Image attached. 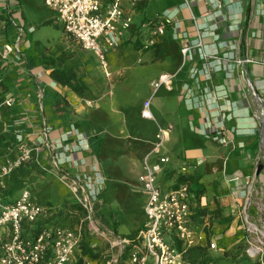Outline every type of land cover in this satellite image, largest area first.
Masks as SVG:
<instances>
[{
    "label": "crops",
    "instance_id": "1",
    "mask_svg": "<svg viewBox=\"0 0 264 264\" xmlns=\"http://www.w3.org/2000/svg\"><path fill=\"white\" fill-rule=\"evenodd\" d=\"M33 1L36 0H0V52L3 54L2 45L16 40L17 28L24 29L23 35L27 36V29L19 22L24 23L25 10L33 13ZM39 1L44 8L43 1ZM122 5L132 17L124 43L137 35L140 39L141 35L147 36L166 16L170 19L165 36L157 38L154 47L143 49L135 45L137 51L133 53L137 60L131 69L109 73L107 66H93L90 60H94V53L84 50L68 37L56 22V14L49 9L47 18L40 23L49 22L50 27L59 30L60 34L35 41L38 50L43 48L42 54L26 56L22 35L19 60L15 54L0 56V94L4 91L0 98L3 99L0 100V142L6 148L0 147V165L14 160L17 155V141L13 137V140L1 141L7 132L5 124L12 118L15 119L11 128L13 132L21 130L24 143L29 148H37L30 163L6 177L1 194L11 202L21 191L27 190L22 188L15 196L10 193L17 172H25L26 167L46 173L43 168L50 164V171L58 176L54 160L60 162L61 170L70 175L84 173L93 178V170L98 171L103 179V191L112 193L115 187L117 193L119 190L123 192L118 201L121 204L113 207V215L115 208L124 210V201L136 197L143 217L138 222L142 223L138 229L134 230V226L124 234L118 232V218H114L113 230L105 218L108 224L106 234L110 235L106 242L112 256L109 261L113 264L124 262L119 261L118 248L114 247L111 235L130 238L146 223L145 194L139 182V177L145 174V162L150 167L158 166L159 171L154 173L155 185L162 191L176 189L181 184L189 186L186 181L178 183V177L194 175L200 184L207 181L218 183L221 192H229L224 201H216L210 207L204 205L206 188L198 200L195 198L190 220L194 231L201 222L202 208L212 210L218 207L223 214L238 207L235 202L241 200V183L240 180L234 181L240 178L237 171L240 167L237 172L232 171L233 164L229 165L231 169L227 167L225 151L239 157L238 149L245 148L242 141L238 142L240 136L256 134L260 141L259 108L254 97L264 107V0H141L134 7L124 0ZM43 43L49 46H43ZM184 48H189L186 56L182 54ZM145 52L148 53L144 61L138 56ZM46 57L56 60L54 68L69 69L80 78L86 87L84 93L77 95L56 84L49 75L51 65L43 61ZM144 63H160V71L145 84L143 98L131 102L125 113L123 107L120 109L113 102L117 96L116 83L127 81L126 72L132 71L135 64L141 66ZM162 74L173 77L170 90L164 86L157 90L153 88ZM8 98L15 100L9 108L3 104ZM145 101H149L151 119L141 116ZM135 119L145 122L148 127L138 130ZM168 126L172 127L168 138L156 154L153 152L157 141L155 136L159 127ZM70 130L73 133L64 139L62 136ZM215 136L220 141L213 140ZM58 139L63 140L61 148L46 146V142L52 145ZM92 139H99L96 151L91 147ZM160 157H166L168 161L160 164ZM72 161L81 164L75 167ZM74 205L79 207L76 203ZM94 208L96 210L97 203ZM61 211L55 214L46 209L33 227L24 226V234H33L34 228L37 232L44 228L64 227L54 220L61 216ZM7 228L3 229L0 242L9 238ZM87 234L99 238L89 230ZM90 242L97 247L93 238ZM80 254L81 251L76 256L77 261Z\"/></svg>",
    "mask_w": 264,
    "mask_h": 264
},
{
    "label": "built area",
    "instance_id": "2",
    "mask_svg": "<svg viewBox=\"0 0 264 264\" xmlns=\"http://www.w3.org/2000/svg\"><path fill=\"white\" fill-rule=\"evenodd\" d=\"M45 7L56 14V22L64 28L65 33L78 42L84 50L94 53L101 65L106 67L105 55L122 45L125 34L131 29L132 17L125 10L124 0H42ZM130 7H134L141 0H126ZM170 23L169 17L156 23L142 43L143 49H150L157 44V38L165 36L166 26ZM19 34L13 43L3 44L1 58L8 54H15L20 59V41L24 29L17 28ZM33 27L27 28L33 33ZM189 53V48L182 49L183 56ZM172 76L162 74L153 84L155 90L164 86L170 90ZM13 98L4 101L6 107L14 104ZM141 116L151 119L149 101L143 103ZM171 126L160 128L156 134V145L153 152L159 154L160 147L167 140ZM73 130L62 136L64 139L71 135ZM17 141V155L0 165V238L5 227L8 239L0 242V264H75L80 253L83 241L82 225L75 228L53 227L41 229L33 234L25 235L24 226L33 227L45 208L33 201L28 190H23L14 201H6L1 194L6 177L12 175L18 168L32 161L33 152L37 148H29L23 141L20 132L15 134ZM220 141L218 136L212 138ZM63 140H57L46 146L61 148ZM223 143V141H221ZM60 161V159H58ZM68 161L69 160L68 158ZM168 159L160 157L159 162L165 163ZM75 167L81 162L72 161ZM83 162V161H82ZM61 163L54 160V169L64 184L73 194L74 203L83 211L84 220L89 225L92 234L102 235L95 219L93 209L100 193L103 191V179L98 171L94 177L84 173L70 175L63 172ZM145 174L139 177V182L145 194L144 215L147 218L145 225L138 234L127 240L114 237V247L118 248L119 261L124 264H181L182 254L197 245L206 246L214 250L215 243L207 242L206 235L194 231L190 226L191 205L195 196L187 184H181L176 189L160 190L155 185L154 173L159 171L158 166L150 167L145 162ZM110 236V235H109ZM179 247V248H178ZM124 257V258H123ZM107 264H113L108 261Z\"/></svg>",
    "mask_w": 264,
    "mask_h": 264
},
{
    "label": "rangeland",
    "instance_id": "3",
    "mask_svg": "<svg viewBox=\"0 0 264 264\" xmlns=\"http://www.w3.org/2000/svg\"><path fill=\"white\" fill-rule=\"evenodd\" d=\"M24 9L26 8L24 7ZM47 11L48 9H46L45 6L42 8L39 0L33 1V13L30 11L26 12L25 10L26 15L23 19L24 23L19 22L20 25L24 24L25 29L29 26H33V28L36 29L34 33L30 34L25 30L27 36H22V45L26 48L24 51L26 56L30 57L31 54L37 56L43 51V48L37 49L35 45L37 39L41 38V40L44 41L46 37L53 38L60 34L59 30L50 27L49 22L45 25L40 23L47 18ZM14 31L15 34H17L16 30ZM145 38L146 36L141 35L140 39V35H137L125 41V43L123 42L119 48L109 50L105 55L107 66V68H105L108 72H114L118 69L123 70L124 68L125 70L128 68L131 69L132 64L137 60V55L133 53L137 51L134 47L137 44L136 47L140 46V48H142V43ZM42 45L49 46V44L46 43ZM146 53L148 52L138 57L142 56L145 61V59H147ZM93 58L94 60H90L92 65L101 67L99 60L96 59L95 56ZM159 65L161 66L160 63L157 65H148L144 63L141 66L135 64L132 71L126 72V74H128L127 81H117V83L113 81V84L116 83L115 90L117 92V96L113 101L114 104L120 107V109L123 107L126 113V108L131 102L140 101L145 92V84L150 82L158 74V71H160ZM10 90H13V88L11 87ZM1 93L0 98L1 95H4V91H1ZM14 120L15 119L12 118L5 124V131L7 132L1 141H6L7 139L16 140L15 134L17 132L14 133L13 129H11ZM256 120L257 125H259L257 116ZM135 122H137L136 125L139 127L138 130L140 128L144 130V128L148 127L145 122H139L137 119H135ZM239 141H242L245 147L244 149H238L239 157H237L236 154L234 155V153H228V151L224 150L226 152V161H228L227 167L231 169L229 165L233 164L232 171H236L240 167V169L237 170L238 173H240V178L234 181L238 182L240 180L241 183V200L235 202L238 207L232 212H224L223 214L218 207H213L212 210H209L210 208L208 207H210L212 203L216 201L220 202L221 200L224 201V197L229 192H221L219 189L220 184L218 183L214 184L210 181L204 182L207 196V201L204 205L208 207L205 210L199 208L202 211L199 214L202 218H200L201 222L196 231L204 233L207 242L213 241L215 243L216 248L210 251V255L223 257L225 260L222 261L221 264H240L238 261L241 259L244 252L249 258L247 264L257 262H259V264H264V152L261 150V146L259 147L260 141L256 134L240 136L238 137V142ZM2 145V142H0V147H3V150H5L6 148ZM256 146L258 147L257 150L255 148ZM10 152L11 150H9V153ZM235 164L236 166H234ZM49 168L50 164L43 168L46 173L43 171L41 173L36 168L28 169V167H26L25 172H17L14 183L11 185L12 190L10 193L15 196L22 188H26L32 193L34 201L47 209L49 213L57 214L62 210L61 216L54 218L56 224L63 225L65 228H75L82 225V235H88V223L83 221L85 214L74 205V198L70 189L61 181V178L53 174ZM256 174L260 175L257 176ZM134 190L138 191L137 188ZM111 191L112 193H109L108 190L103 191L96 202V210L95 208L93 209V219H95L98 227L101 228L100 232H103L105 236L99 235L98 238L95 235H88L89 239L93 238L95 240L97 249L101 250L102 256L95 261L85 259L83 264H107V262L112 259L111 252L108 250V242H106L110 240V236L106 234L107 230L105 226L108 224L105 223V218L109 221L112 230L115 227L114 218H118V223L120 224L118 226V232L121 234L128 233L134 226H136L134 229L136 230L142 224H138L143 217L139 210L140 203L136 197L131 201H124V210L115 208V213L113 215V207L115 204L118 205V203H120L118 201H120L123 192L119 190V193H117L118 189L116 190L115 187H113Z\"/></svg>",
    "mask_w": 264,
    "mask_h": 264
},
{
    "label": "trees",
    "instance_id": "4",
    "mask_svg": "<svg viewBox=\"0 0 264 264\" xmlns=\"http://www.w3.org/2000/svg\"><path fill=\"white\" fill-rule=\"evenodd\" d=\"M43 61L45 64L51 65L52 68L49 75L52 77L53 81L56 84L61 87H67L70 91L75 92L77 95H82L84 93V90L86 89L85 85L82 83L81 79L77 78L69 69L54 68L53 66L56 60L49 57H46V59H43ZM57 61L62 62V60L58 59ZM98 143L99 139L91 140V147L92 149H94V151H96L95 146ZM198 180L199 178L194 175L188 176L187 178H184V176L178 177V183L186 181L188 182V184H190V191L194 193L196 200H198L205 193L204 185L200 184ZM137 232L130 238L124 239L131 240L132 237L138 234ZM80 251V258L75 264H83L85 259L95 261L100 259V257L102 256L101 250H98L97 247L92 246V243L90 242V239L86 234L83 237V241L80 245ZM224 260L225 259L223 257L212 256V254L210 255V250L208 249V247L197 245L191 249H188L185 253L182 254L181 264H221V262ZM248 260L249 258L244 252L243 256L238 262H240V264H247ZM253 264H259V262Z\"/></svg>",
    "mask_w": 264,
    "mask_h": 264
},
{
    "label": "bare ground",
    "instance_id": "5",
    "mask_svg": "<svg viewBox=\"0 0 264 264\" xmlns=\"http://www.w3.org/2000/svg\"><path fill=\"white\" fill-rule=\"evenodd\" d=\"M253 101L257 102L258 108H259V114L258 118L260 120V125H261V134H262V145H261V150L264 152V107L261 106L260 102L256 97H254Z\"/></svg>",
    "mask_w": 264,
    "mask_h": 264
},
{
    "label": "water",
    "instance_id": "6",
    "mask_svg": "<svg viewBox=\"0 0 264 264\" xmlns=\"http://www.w3.org/2000/svg\"><path fill=\"white\" fill-rule=\"evenodd\" d=\"M259 134H260V146L262 145V134H261V125H260V130H259Z\"/></svg>",
    "mask_w": 264,
    "mask_h": 264
}]
</instances>
